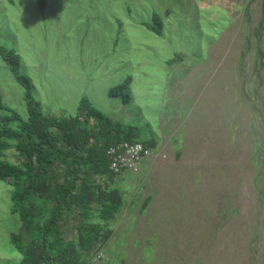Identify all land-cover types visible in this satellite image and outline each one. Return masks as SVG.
Wrapping results in <instances>:
<instances>
[{
	"label": "rangeland",
	"instance_id": "1",
	"mask_svg": "<svg viewBox=\"0 0 264 264\" xmlns=\"http://www.w3.org/2000/svg\"><path fill=\"white\" fill-rule=\"evenodd\" d=\"M0 45L42 111L74 113L86 96L163 154L119 173L124 205L96 261L264 264L262 0H0ZM0 93L26 116L1 57ZM10 189L0 180V264L18 260Z\"/></svg>",
	"mask_w": 264,
	"mask_h": 264
},
{
	"label": "trees",
	"instance_id": "2",
	"mask_svg": "<svg viewBox=\"0 0 264 264\" xmlns=\"http://www.w3.org/2000/svg\"><path fill=\"white\" fill-rule=\"evenodd\" d=\"M44 6L39 1L37 8ZM152 20L155 26L148 27L159 35L162 21L156 13ZM0 57L22 83L26 107L22 117L0 93V180L11 186L8 251L18 255L16 264H101L96 260L111 236L110 221L124 205V171L109 168L107 150L123 142L151 148L155 143L91 106L86 96L74 113L42 111L27 79L18 75L12 51L0 45ZM124 85L110 88L109 96Z\"/></svg>",
	"mask_w": 264,
	"mask_h": 264
},
{
	"label": "built area",
	"instance_id": "3",
	"mask_svg": "<svg viewBox=\"0 0 264 264\" xmlns=\"http://www.w3.org/2000/svg\"><path fill=\"white\" fill-rule=\"evenodd\" d=\"M107 154L112 158L109 168L113 172H118L122 169L135 172L138 170L141 161L150 156L152 152L139 143L123 142L116 148H109Z\"/></svg>",
	"mask_w": 264,
	"mask_h": 264
},
{
	"label": "clouds",
	"instance_id": "4",
	"mask_svg": "<svg viewBox=\"0 0 264 264\" xmlns=\"http://www.w3.org/2000/svg\"><path fill=\"white\" fill-rule=\"evenodd\" d=\"M134 143H139V144H141L143 147H145V148H148V149H150L151 150V152H152V154L150 155V156H148V157H146V158H144L142 161H141V164H140V166H139V170H140V168H141V166L143 165V163L146 161L145 159H148L149 157H152L153 156V154H155V157H161L163 154H159L158 155V153H154V151H153V149H151V147H147V146H145V145H143L142 143H140V142H134ZM157 159V158H156ZM119 171H130V170H127V169H122V170H119ZM118 171V172H119ZM138 171V170H137ZM137 171H135V172H137ZM131 172H133V171H131Z\"/></svg>",
	"mask_w": 264,
	"mask_h": 264
}]
</instances>
